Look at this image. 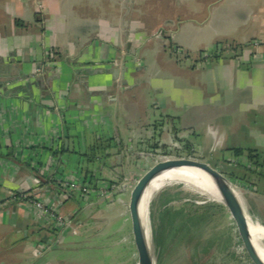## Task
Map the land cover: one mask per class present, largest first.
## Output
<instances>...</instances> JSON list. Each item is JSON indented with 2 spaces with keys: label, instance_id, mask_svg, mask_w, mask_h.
I'll return each instance as SVG.
<instances>
[{
  "label": "crops",
  "instance_id": "0c3cea01",
  "mask_svg": "<svg viewBox=\"0 0 264 264\" xmlns=\"http://www.w3.org/2000/svg\"><path fill=\"white\" fill-rule=\"evenodd\" d=\"M135 2L0 0V264H53L68 239L112 240L81 221L103 211L96 192L71 196L59 181L95 191L112 183L127 141L151 147L154 92L180 106L189 130L194 121L204 133L214 126L230 150L261 135L250 149L264 147V0H151L144 16L131 14ZM166 42L181 46V62ZM207 136L211 149L215 135ZM92 147L101 150L91 161ZM22 195L57 210L79 235L61 237Z\"/></svg>",
  "mask_w": 264,
  "mask_h": 264
},
{
  "label": "rangeland",
  "instance_id": "374dc122",
  "mask_svg": "<svg viewBox=\"0 0 264 264\" xmlns=\"http://www.w3.org/2000/svg\"><path fill=\"white\" fill-rule=\"evenodd\" d=\"M135 1L129 9L131 14L144 16L143 12L146 11V6L151 0ZM178 41L182 42L181 39ZM166 46L174 57L177 55V59L181 62L184 52L182 48H179L180 45H172L166 42ZM149 58L145 57L147 61ZM158 61V59L155 60L156 65L159 63ZM143 68L137 65L134 71L139 73ZM126 70L127 73L128 69ZM166 75L169 77V73H165V79ZM136 85H139V83ZM143 94L146 97V93L143 92ZM178 107L180 106H176L170 102V99H166L164 92L153 93L151 96V108L158 119L156 120L155 118L156 122H154L156 133L147 142H150L151 146L158 145L159 147H147L144 144L141 147L137 145L130 147L128 141L125 146L120 147L117 161L120 167L118 173L112 177L111 184L114 185L113 189L109 198L101 199L102 202H100V204L103 203V211L93 216L89 211L83 212L80 217L81 221L87 225H90L89 222L92 219L91 227L94 230L103 231V235L112 231L115 234L112 236V240H68L67 244L61 245L58 255L54 256L53 264H137V254L133 244L127 210L129 193L143 172L159 159L169 156L192 157L218 168L229 179L233 176L232 173L236 174L238 177L233 176V180L238 182L237 184L234 183L235 185L252 186L239 178L246 175L243 169H241L243 172H235L233 169L229 170L226 168V159L229 154L223 148L231 147L229 143L225 142L228 137L224 136L222 132L216 133L214 126H212L213 129L205 130L204 133L203 128L201 129L198 126L199 121L191 122L193 129L189 130L187 128L188 123L183 120V111ZM181 130L182 132L183 130H188L190 134H194V137L195 135L200 136L202 138L200 145L199 143L183 145ZM208 133L215 135L216 140L215 145L213 144L211 149L205 147ZM261 139L262 136H258L253 142L247 144L249 149L243 150L246 152L256 150L264 157V147L257 146L258 149H250L254 148L251 144H259ZM229 142L231 143V141ZM167 143L169 145H166ZM245 158L242 157L241 162L243 165L249 166ZM258 171L259 173H264V168H260ZM228 172L231 174H228ZM256 176V174L253 175L252 179ZM230 180L232 181V179ZM253 186L257 189L256 194L259 198H253L242 191L239 194V198L247 214H250L253 219L259 222H264V198L262 199L264 197V177L261 176L259 183ZM167 198L170 200L164 204V200ZM148 205L146 227L152 244L153 255L156 258V264H246L245 257L236 245L237 237L233 222L227 210L219 201L213 200L201 192L190 190L184 184L179 183L156 191ZM167 208L173 211L184 209L186 215L195 214V212L203 213L204 209L205 211L208 209L210 216L206 223H202L186 234L184 241L180 243L177 240L173 241L172 237H170V223L167 227L170 247L160 257L157 245V229L160 216ZM88 227L91 228L90 226ZM74 229L76 228L74 227ZM75 231L77 234L73 235H79L78 230L76 229ZM205 249L208 250L204 251Z\"/></svg>",
  "mask_w": 264,
  "mask_h": 264
},
{
  "label": "water",
  "instance_id": "95a60500",
  "mask_svg": "<svg viewBox=\"0 0 264 264\" xmlns=\"http://www.w3.org/2000/svg\"><path fill=\"white\" fill-rule=\"evenodd\" d=\"M41 66L42 64L39 63L38 69H41ZM36 78L39 83L41 81V76ZM28 87H30V83H28ZM174 167L197 169L206 175V182L212 188L217 190L221 198V200L217 201H219L227 210L233 222L236 236L239 240L245 259L249 264H264L263 260L257 255L254 249L249 231L247 229L246 220L250 219L251 221H257L263 227L264 224L253 219L250 214H247L243 203L239 198L241 191L249 194L253 198H259L258 195L251 191H243V189L239 188L238 185H235L218 168L211 166L209 163L185 156H169L153 162V164H151V166L143 172L131 188L127 203V210L131 224L133 244L137 254V264H156V258L153 255V248L148 236L146 224L142 222L140 217L139 198L154 172ZM63 234L64 233L60 236L62 237Z\"/></svg>",
  "mask_w": 264,
  "mask_h": 264
},
{
  "label": "trees",
  "instance_id": "16d2710c",
  "mask_svg": "<svg viewBox=\"0 0 264 264\" xmlns=\"http://www.w3.org/2000/svg\"><path fill=\"white\" fill-rule=\"evenodd\" d=\"M214 57V56H213ZM109 143H112V141H108ZM154 148L159 147L158 145H154L151 146ZM166 149V148H165ZM101 150V147H92L90 154L89 155H85V156H89L91 158V161L95 159L98 151ZM227 154H229V157L226 159V164H235L236 166H239L240 168H242L246 175H244L243 177H239L241 180H244L245 182L253 185H257L259 183V180L261 179V176L264 177V173H259L258 169H262L264 168V158L263 156L256 150H249L248 152H246L243 149H228L226 150ZM229 152V153H228ZM104 153H102L103 156ZM246 155V156H245ZM242 157H246V162H248L249 166L243 165L241 162V158ZM89 158V159H90ZM230 172H228L229 174ZM231 174V173H230ZM233 176L238 177L236 174L232 173ZM257 175L256 177H254L252 179L253 175ZM233 176H231L230 179L233 180ZM238 178V179H239ZM64 179V178H62ZM83 184L90 186L92 185L91 183L88 182H82ZM97 185V184H96ZM109 186H114L113 184H109ZM251 186V187H252ZM61 190L63 193H67L69 195H73V191L69 190L68 188H63L62 186H60ZM110 187V188H111ZM97 190H99V187L97 188ZM81 194V197H85L84 194ZM170 199H165L164 204L168 203ZM222 208V207H220ZM255 214V213H253ZM210 216L208 209H204L203 213H198L195 212V214H190V215H186L185 210L184 209H179L176 211H173L172 209H166L162 215L160 216V220H159V225H158V229H157V245H158V249H159V255L160 257L162 256V254H164L168 248L170 247L169 244V235H167V227L170 224L171 226V233H170V237H172V240L175 241L177 240L178 243L184 241V237H186L188 233H190L192 230H194L197 226H200L202 223H206L208 221V217ZM264 224V222H262ZM237 237V236H236ZM68 240H74V239H68ZM75 240H84V239H75ZM236 244L238 247H240V243L239 240L237 238L236 240ZM208 249H205L204 251H207ZM244 256V255H243ZM245 257V256H244ZM237 259V258H236ZM245 260V259H244ZM246 264H249L248 261H245Z\"/></svg>",
  "mask_w": 264,
  "mask_h": 264
},
{
  "label": "bare ground",
  "instance_id": "6f19581e",
  "mask_svg": "<svg viewBox=\"0 0 264 264\" xmlns=\"http://www.w3.org/2000/svg\"><path fill=\"white\" fill-rule=\"evenodd\" d=\"M206 175L197 169L174 167L154 172L139 198V213L144 224L147 222L149 202L152 195L172 184H184L213 200H221L219 193L206 182ZM247 229L257 255L264 262V227L257 221L246 220Z\"/></svg>",
  "mask_w": 264,
  "mask_h": 264
},
{
  "label": "built area",
  "instance_id": "2783aa9c",
  "mask_svg": "<svg viewBox=\"0 0 264 264\" xmlns=\"http://www.w3.org/2000/svg\"><path fill=\"white\" fill-rule=\"evenodd\" d=\"M60 186H62L63 188H68L69 190L73 191V192H77V193H82L85 195V197H90L92 192H96L97 197H99V199H108L109 195L113 189V186H109L106 185L105 187H101L99 188V190H92L89 186L83 184L82 182H78V181H68V180H64L61 179L59 181ZM111 187V188H110ZM239 188L247 190V191H251L256 193L257 189L254 186H245L244 185H238ZM22 200L25 202H30L33 203L35 205V207L41 211H43V213L49 217H51L56 224V227L62 232V233H71L73 234H77V232L75 231L76 229H74V226L72 225V222L65 218L63 215H61L57 210H53L50 207H48L47 205L38 202V201H33L31 200L27 195H22ZM238 248V246H237ZM241 250V247H239ZM242 252V250H241ZM39 255L43 253L42 249H39L38 251ZM243 255V252H242Z\"/></svg>",
  "mask_w": 264,
  "mask_h": 264
},
{
  "label": "flooded vegetation",
  "instance_id": "af4514ba",
  "mask_svg": "<svg viewBox=\"0 0 264 264\" xmlns=\"http://www.w3.org/2000/svg\"><path fill=\"white\" fill-rule=\"evenodd\" d=\"M237 245V244H236Z\"/></svg>",
  "mask_w": 264,
  "mask_h": 264
}]
</instances>
